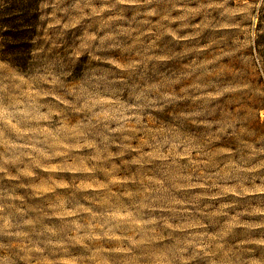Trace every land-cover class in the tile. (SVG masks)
<instances>
[{"label":"rangeland","instance_id":"374dc122","mask_svg":"<svg viewBox=\"0 0 264 264\" xmlns=\"http://www.w3.org/2000/svg\"><path fill=\"white\" fill-rule=\"evenodd\" d=\"M39 9L0 60V264H264V0Z\"/></svg>","mask_w":264,"mask_h":264},{"label":"trees","instance_id":"16d2710c","mask_svg":"<svg viewBox=\"0 0 264 264\" xmlns=\"http://www.w3.org/2000/svg\"><path fill=\"white\" fill-rule=\"evenodd\" d=\"M39 6L40 0H5L0 11V27L7 28L6 37L16 42L19 41L18 36L25 32L21 31L25 29L28 36L26 43L28 47L27 45L23 46L26 52L22 55L17 54L16 50L12 51L13 53L1 55V61L19 68L28 65L32 55L30 45L32 46L39 22Z\"/></svg>","mask_w":264,"mask_h":264}]
</instances>
